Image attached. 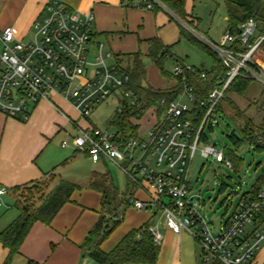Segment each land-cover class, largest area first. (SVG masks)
<instances>
[{"label": "built area", "instance_id": "obj_1", "mask_svg": "<svg viewBox=\"0 0 264 264\" xmlns=\"http://www.w3.org/2000/svg\"><path fill=\"white\" fill-rule=\"evenodd\" d=\"M122 6L147 10L166 9L162 0H122ZM93 11L80 12L63 0H50L44 13L33 25L34 37L25 42L15 26L0 31V111L8 117L27 122L41 101L53 100L59 94L68 100L83 119L90 120L93 111L110 97L118 101L116 113H122L124 104L132 107L137 96L129 88L130 71L127 64L116 57L106 44L97 39L94 31ZM188 31L216 52L226 67V72L210 90L204 105V115L195 126L188 114L195 105L193 86L189 76L198 74L199 67L182 60L176 62L172 75L180 77L183 93L170 102L161 99L160 106L153 105L149 125L128 139L118 136L117 130L102 129L96 125H75L76 134L67 133L75 150L82 151L94 163L113 162L127 176V197L138 210L162 212L166 223L176 233L188 231L202 247V260L212 264H252L256 252L264 243V228L259 219L264 216V185L255 197L242 198L232 215L215 227L206 220L189 191V166L197 150L205 158L212 157L232 167L224 149L200 141L217 105L238 76L264 82V70L253 59L262 52L260 37L245 53L230 46L236 36L226 30L219 43L197 34L187 24ZM239 39L244 45L254 36L256 22L253 18L239 25ZM113 61H109V60ZM256 63L260 71L251 67ZM203 79L206 71L199 72ZM186 97L188 101L184 99ZM161 109V110H160ZM63 140L62 147H69ZM258 143H264L257 136ZM138 192L145 197L137 196ZM8 190L0 188V195ZM155 242L162 235L157 225H150Z\"/></svg>", "mask_w": 264, "mask_h": 264}, {"label": "rangeland", "instance_id": "obj_2", "mask_svg": "<svg viewBox=\"0 0 264 264\" xmlns=\"http://www.w3.org/2000/svg\"><path fill=\"white\" fill-rule=\"evenodd\" d=\"M190 12L198 20V26L195 31L206 39L219 43L224 31L228 24V14L223 0H216V3L206 5V3H195V6H190ZM98 27V26H97ZM98 29H100L98 27ZM162 35L159 37L163 43L170 47L174 53L172 58H168L162 64V69L154 61L146 56L147 42L142 34L137 32L129 33L125 38L117 36L112 38L108 36L112 42V49L115 53L131 54L138 50L143 55V62L146 68V79L144 84H149L158 88H168L174 84V79L171 77L173 67L178 60L187 61L198 67H205L211 69L215 64L214 56L204 48L202 45L196 44L185 36V29L181 23L179 25L174 21L172 24H163L161 26ZM35 29L32 28L20 37L25 42L34 37ZM100 41L106 40L105 36L99 37ZM201 40V38H200ZM203 41V40H202ZM121 42V43H120ZM120 43V44H119ZM114 53V54H115ZM129 58L131 57L130 55ZM264 58L261 54H255L254 60ZM128 58V57H127ZM110 62L113 60H109ZM186 101L189 100L184 97ZM54 102L65 112L67 115L77 120L83 127L88 125H96L102 129L115 130L116 127L110 121L116 116V107L118 101L115 97L108 98L105 102L101 103L92 113L91 119H83L78 115L68 104L64 103L59 98L53 99ZM230 103L236 105L240 110L246 112V116L250 118V125L257 128L264 124V82L259 79L250 81L248 88L241 94L231 91L227 94L221 103L222 111H215L211 117L213 121L212 128L209 122L205 128L207 136V143L217 146L219 149L226 148L228 159L234 160V166L229 167L221 162H215L212 157L205 158L197 150L194 157L190 161L189 166V191L190 196L200 195L199 204L197 206L199 212L205 216L206 220L218 227L221 221H225L236 210L244 192L250 190L264 176V149L257 150L251 139L245 136V132L240 125L244 123L240 120L239 123L235 118L230 116L233 112L230 108ZM191 106V102H189ZM48 106V105H47ZM36 118L37 132H42L41 141L43 155L42 158H58V161H63L68 158V161L62 163L58 167V172L61 177L76 183L80 186L75 193L74 199L71 202L84 203L89 207V212H97L100 204V194L97 190L89 186V179L93 171L110 172L115 186L120 192H125L129 186L126 174L113 162L107 161L106 164L99 162H92L86 154L82 151L75 150L71 145V140L66 131L76 134L74 125L65 121L59 114H56L51 107H42L38 111ZM229 114H227V113ZM150 112L139 120V131L142 132L150 122ZM33 122V121H31ZM256 132V131H255ZM235 134L242 141L236 145L229 135ZM142 136L146 134L143 131ZM63 140H70V146L63 148L61 142ZM205 143V142H203ZM54 174L41 179L38 184V189H33V194L29 195L27 188H17L14 193V201L20 205H28L35 208L44 200L45 196L52 189L54 183ZM211 193L208 198H204L205 194ZM29 197L28 200L25 198ZM1 200V199H0ZM1 202V201H0ZM97 206V207H96ZM5 207H0V211H5ZM144 210L136 209L131 203L125 212V217L132 216V214L142 213ZM17 213L18 210L14 203L8 214ZM88 214L86 218H91ZM124 221L111 232V234L118 228L126 225ZM111 234L104 240L106 241ZM191 235V234H190ZM192 237V236H191ZM200 251V264H212V257L210 254V262L204 263L202 260V247L197 242ZM99 264L94 259L86 257L84 264Z\"/></svg>", "mask_w": 264, "mask_h": 264}, {"label": "crops", "instance_id": "obj_3", "mask_svg": "<svg viewBox=\"0 0 264 264\" xmlns=\"http://www.w3.org/2000/svg\"><path fill=\"white\" fill-rule=\"evenodd\" d=\"M49 1L0 0V31L6 26L12 25L18 29L19 37H24L33 28L34 22L42 16ZM63 1L80 12H94L95 36L100 40L99 37L104 35L106 38L104 43L112 51V42L108 36L115 38L119 35L125 38L129 33L137 32V34L143 33L142 36L146 38L145 41L151 37H158L161 40L159 37L162 35L161 26L163 24L173 25L174 21L179 25L182 23L183 27L187 31L189 30L187 24L168 7L166 9L157 8L155 10L125 7L121 5L122 0ZM184 1L185 10L189 14L188 18L195 27L198 26V20L190 12V6H195L197 1L206 3V5L216 3V0ZM171 53L174 55L172 51ZM259 54L264 56V52L258 51L257 55ZM122 55L126 59L127 55L130 54ZM257 61L264 70V58L258 57ZM55 98H59L68 104L80 116L79 112L68 100L59 94H54L53 99ZM47 105L65 121L71 122L74 127L77 124L80 125L76 119L63 112L57 104L61 111L48 101H41L27 122L8 117L0 111V188L5 187L8 190L7 194L0 195V207H5L6 209L5 211H0V231L18 216L16 215L17 213L7 215L8 209L14 203L12 190L15 187L31 181L41 180L53 173L55 176L53 188L63 178L58 172V167L63 162H67L68 158L63 161H58V158L55 157L50 158V155L49 157L42 158L44 150L42 149L43 143L41 141L42 132H37L34 129L36 128V118L38 117L39 109L48 107ZM68 132L66 131V133ZM74 193L71 201L74 199ZM137 196L141 198L145 197L142 192H138ZM71 201L61 209L51 224L47 225L38 221L32 225L28 235L20 246L19 254L13 258L11 264H26L28 259L36 260L42 264H84L85 258L90 256L83 250L82 244L99 218L101 212V194L100 204L95 213L89 212L87 209L94 207ZM88 214L91 215V218H86ZM124 219L126 220V225L121 228L118 227L106 241L102 242V250L109 252L129 230L139 228L144 223L149 222L150 225H157V229L162 235V239L158 243L160 247L159 256L154 264H200V251L197 241L186 230L176 233L169 228L166 223V217L162 212L156 211V209L144 210V212L132 214L128 218L124 214L123 221ZM259 224L264 228V221L262 222L261 218L259 219ZM7 254L8 249L0 242V264H3ZM124 264L145 263L126 262ZM252 264H264V243L256 252Z\"/></svg>", "mask_w": 264, "mask_h": 264}, {"label": "trees", "instance_id": "obj_4", "mask_svg": "<svg viewBox=\"0 0 264 264\" xmlns=\"http://www.w3.org/2000/svg\"><path fill=\"white\" fill-rule=\"evenodd\" d=\"M162 1L186 24L194 29L196 28L188 18L189 14H187L185 10L184 0ZM224 4L228 14L227 30L237 37L230 47L238 52L245 53L249 50V46L253 45L260 37H264V0H224ZM249 18L255 20L256 30L254 36L249 40L248 45H244L239 39V25L247 21ZM183 32H185V36H187L192 42L207 48L215 58V64L211 69L199 67V72L206 71V79H203L199 72L198 74L189 76V83L194 89L195 105L188 116L192 119L195 126H198L205 112L202 102L206 100L210 90L226 72V67L220 56L204 42L199 40L186 29H183ZM146 42L148 45L146 56L162 69L164 61L174 56L170 51V47L166 46L158 37L148 38ZM258 48L264 52V38L261 40ZM130 56V58L128 56V58L124 59V55L116 54V57L120 58L127 64L130 71V81L128 86L138 99L132 107H128L124 104L123 112L120 114L116 113V116L110 121V123L116 127L118 136L124 139L137 135L139 128L138 122L151 106H160L161 99L170 102L183 93V82L181 78L175 77L172 74L171 77L174 79V84L171 87L158 88L149 84H144L146 79V68L143 62L142 53L138 50L130 54ZM181 61L182 60H178L177 62ZM249 65L259 71L261 70L254 62H249ZM253 80V78L245 76L236 77L230 84L225 97L231 91L238 94L243 93L248 88L250 81ZM222 101L217 105L215 111L225 112L221 109ZM230 108L233 115L226 113L235 118L238 123V120L242 121L244 125L240 126L243 128L245 136L251 139V142L255 145V149L263 150L264 143H258L256 137L262 136L264 138V124L255 128L250 125L251 120L246 116L244 110H240L236 105L231 103ZM210 127L212 128V125ZM229 137L236 145L242 141L235 134H231ZM200 141L207 142V136L205 133L201 134ZM224 153L225 156L228 154L226 148L224 149ZM231 162L233 167L235 164L234 160ZM40 181L41 180L28 182L15 187L12 191L14 193L17 188L25 187V189L27 188L26 191H28V194L32 195L34 188H36V192L41 190L40 188L38 189ZM263 185L264 176L254 184L250 190L244 192L243 196L247 193L255 197ZM89 186L101 194V212L93 229L88 233L82 244L83 250L99 264H124L126 262L145 264L156 263L160 247L159 244L155 242L153 234L149 229V222L144 223L139 228L129 230L109 252L101 249L102 242L122 222L123 216L131 204L127 197L129 186L125 192H120L115 186L110 172L105 171H93ZM78 188L79 185L76 183L62 178L49 191L40 205L35 208H31L28 205H20L14 201V205L18 210V216L0 231V242L8 249V254L3 264H11L13 258L19 254L20 246L28 235L32 225L38 221L47 225L51 224L61 209L71 201L73 193ZM25 199L28 200L29 197H26ZM261 220L262 222L264 221V216H261ZM26 264L42 263L33 259H28ZM214 264L220 263L216 262Z\"/></svg>", "mask_w": 264, "mask_h": 264}, {"label": "water", "instance_id": "obj_5", "mask_svg": "<svg viewBox=\"0 0 264 264\" xmlns=\"http://www.w3.org/2000/svg\"><path fill=\"white\" fill-rule=\"evenodd\" d=\"M210 195H211V193H207V194H205L204 198H208ZM200 197H201L200 195H192L191 199L194 200L196 202V204L198 205L199 201H200Z\"/></svg>", "mask_w": 264, "mask_h": 264}]
</instances>
